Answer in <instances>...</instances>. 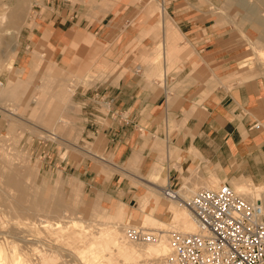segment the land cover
Returning <instances> with one entry per match:
<instances>
[{
  "label": "crops",
  "instance_id": "crops-1",
  "mask_svg": "<svg viewBox=\"0 0 264 264\" xmlns=\"http://www.w3.org/2000/svg\"><path fill=\"white\" fill-rule=\"evenodd\" d=\"M165 1L150 5L151 13L159 12L157 22L146 11L131 28L136 0H42L35 20L27 21L23 52L9 78L20 74L39 91L22 112L54 129H75L81 145L92 143L90 149L79 146L92 158L73 152L61 158L51 148L49 170L60 167L81 180L89 195L132 209L146 186L161 188L151 181L154 175L175 190L217 181L264 187V63L251 57L249 30L219 14L210 0ZM159 26L162 43L140 53L142 71L133 70L137 62L130 59L117 69L123 59L116 49L132 47L135 34H155ZM146 39L139 48L154 46ZM82 43L89 60L77 67L75 49ZM41 49L50 53L45 63ZM99 79L111 82L73 100L78 83ZM80 107L79 126L71 113ZM255 122L261 128H250ZM156 213L169 218L163 206Z\"/></svg>",
  "mask_w": 264,
  "mask_h": 264
},
{
  "label": "rangeland",
  "instance_id": "rangeland-1",
  "mask_svg": "<svg viewBox=\"0 0 264 264\" xmlns=\"http://www.w3.org/2000/svg\"><path fill=\"white\" fill-rule=\"evenodd\" d=\"M29 1L31 4H30V6L27 5L28 8L24 9L25 11H23L24 12L22 15L23 17L21 18V22H19V24H18V25H20V29H19L18 34H17V42L18 43L15 44L13 42V40L11 39V37L9 36V34H7L5 32H4V34L2 36V40L0 42V84H3L2 87L6 86L8 83L10 84L11 78H9V75L12 72H15L14 67L17 66L16 65L17 59L19 58V56L23 52V49H22L21 43H20V40L22 38V29L28 28V26L26 25L27 21H30L31 19L35 20L36 16L39 13L37 7H38V5H41L42 0H40V1L39 0H29ZM65 1H68V0H65ZM69 1H71L73 3V2H76L77 0H69ZM210 1H212V3L210 5L213 6V9L218 11L219 14H222V15H224V17H227L229 19H231V17H234L235 20L238 21V23L241 26L247 27V29L249 30V33L251 34V36H250L251 37V43L249 42V44H248L250 50H252L251 57H253L254 60L259 59V62L264 63V43H263L264 37H263V35L260 36L261 33L259 34V32H258L259 28H255V27L252 28L253 21L251 19L247 18V14H245V12H246L245 8L243 6H241L240 4H237V0H214V1L210 0ZM249 1L256 3L257 8H259V0H257V1L256 0H249ZM154 2H157V4L166 3L165 0H164V2L162 0H150V1L149 0H146V1L136 0V2H131V4H133L131 13L132 14L135 13V15L136 14L137 15H136V17H134V18L132 17L130 19L129 25L127 23H124V24L126 26L128 25L131 28L132 26H134L135 20H137V21L140 20L141 16H143V12H146V11H147V13L149 11L148 14L152 15L151 18L150 17L148 18L149 21H151L152 23L154 21L157 22L159 20V12L155 11V12L151 13V11L149 9L150 5ZM24 14H25V16H24ZM32 26H30V28H32ZM161 30H162L161 26H159L155 34L152 32H148L145 35H141L140 32L135 34L137 36L134 38L135 43L132 47H129L128 44L124 45L122 43L120 49L119 50L116 49V51L120 52V54L122 55V59H123L121 61L122 64H119L117 69H119V68L122 69V68H124V66H127L125 63H123V61L127 62L130 59V60H132V62H134V61L137 62V64L133 65V70L136 71L137 69H140L142 71L143 66H142V63L140 62V61H142V58L140 57V53L143 51L148 53V51L153 50L158 44L160 47V43H162V41H161ZM144 36L147 38L146 41L148 39H151V41L154 42L153 47L139 48V46L142 45L140 39L143 38ZM258 37H260V38H258ZM93 38L96 41H99V38L95 34H93ZM257 38H258V41L259 42L262 41V43H258V42L256 43ZM18 45H19V47H18ZM135 45L137 47H135ZM12 46L13 47L16 46L14 52H12V50H11ZM108 49H109V51L104 50L103 53L106 51L105 55H108L110 57L113 50L111 48H108ZM25 50L28 51V53H31V51H32L31 48H28ZM40 51H41V54L43 55V57H42L44 59L43 63H45L46 60L49 59L50 53H48V51L46 49H41ZM75 51H76L75 58H76V62H77L76 63L77 67L78 66L79 67L85 66L89 60V55H90V51L88 52V47H86L85 44L82 43L80 45V47H77L75 49ZM75 72H76L75 74H77V75L80 74V71H75ZM95 73H98V72L94 70V74ZM18 77L19 78L14 82L15 86L18 87L19 85L25 84L26 89H28V91L31 92L30 93L31 95H29V97L26 99V101L24 103H21L20 110L18 109L17 112L15 111V108L17 107L16 106L17 103L12 98L10 100L4 99L2 102H0V163L4 164L6 162V161H4L5 157H6L5 158L6 160L9 157H11L13 160L11 158L10 159L12 161L10 159L7 160V161L10 160L9 161L10 164L7 166V169L10 172H13V171H15V173L18 172V174H20L18 176L20 179V183L22 184V182H23L22 186L20 184V188H19L18 193L16 194V192H15L16 196L18 195L17 197H19V196L23 197V202H21V205L19 204L20 202L16 203V204H18V206L20 205L19 207H22L24 205L23 207H25V208H27L29 206L30 208H33L34 212L39 213L42 211L39 210L38 207L33 206L34 204H36L35 201L37 200V198H39L41 202L45 203L46 207L52 206V207H56L59 210H64L63 214L65 216L64 215L63 216L65 218L60 219V217H54L55 220H57V222L54 220V218L52 219L53 221H55L57 223V230H58L57 232L59 234L62 231H64L67 238L70 237L69 236L70 234H67L66 231L68 233L72 232V234H71L72 237H70V238H76V236L78 237L79 233L81 236H85V237H87L86 234L89 235L88 237L94 236V235H96L95 232L97 231V228L102 227L101 224L105 221H108L107 219L105 220L104 213L102 210H103V207L111 206L112 201L111 202L109 201L108 203H106L105 201L101 200V196L94 197L92 195H89L86 192V190L84 189L83 182L81 180H79L76 176H73V175L69 174L68 172L62 170L60 167H58L56 169H52V170L51 169L49 170V167H48V163H49L48 155H50L53 158V151L51 150V148H55L58 151L59 157H61V158H63V156L65 154H67V153L69 154L71 152L76 153L77 156H80V157L85 156V157L92 158V157L88 156L87 154H85L83 152V150L81 151V149L79 148V146H81L82 148L90 149V148H92V145H91L92 143L84 140L83 145H81V143H80V140L82 139L81 135H79L76 140L74 139L75 129L71 130V132H69L66 127L54 129V128H51L50 126H48L47 124L38 122L37 119H35L34 117H31L30 115H25L22 112L23 108L25 106H27L28 104L36 101L35 99L37 98L36 96L38 94L37 91H39V90L33 86V84L31 83V81L29 79H24L21 77V75H19ZM12 81H13V79H12ZM89 82L88 83L86 82V84H82V83L77 84V87L75 88L74 94L72 96L74 101L78 102L77 95H76V94H78V92L86 90V94L90 95V93L94 92V88L98 84H105V83H108L111 81L107 82V79H99V80H95L93 82H91V81H89ZM35 83H41V80L36 79ZM3 93L7 94L5 92H3ZM2 97L3 96H1V94H0V98H2ZM79 104H80V102H79ZM2 108L7 109V111L3 110ZM11 111H13L14 113H17V114H14ZM16 115H18V116H16ZM71 117H72V119H74L76 121L77 125L80 126L82 121H83V118H84L81 114V107H80V110L77 112L72 111ZM9 119H11V120H9ZM19 124L22 125V127H20V126L18 127ZM23 125H25V127H23ZM28 125L31 126V128ZM10 127H12V130H14V129L15 130L12 131L10 129ZM20 129H21V131L22 130L23 131L21 132ZM17 131L18 132L20 131L21 133L19 132L20 134L17 135L18 134ZM15 132H16V134H15ZM50 132L56 133V135L59 134V137L56 138L53 134H50ZM47 134L49 136L53 135V137H51V136L47 137L48 136ZM45 135H46V137H45ZM71 143H75L76 146H72ZM40 146H43V147L40 148ZM47 147L49 148L48 153H47V151H45V149H43V148H47ZM2 148L6 149V151H4V149L2 150ZM7 148L10 152L7 151ZM42 149H43V152L41 153ZM23 152H25V153L23 154ZM17 153L20 156H17ZM14 154L16 157L14 156ZM42 154L46 155V156L43 157ZM23 156H24V158H23ZM11 162H12V167H11ZM15 166H17V167H15ZM155 182H157L159 185H161V189H162V187H165V185H166V184L163 185L165 183L164 178H158V180L156 179ZM188 183H190V182H188ZM219 183L220 182L217 181V183L210 182L208 185H205L203 183H197L196 182L192 187L195 188V191H197L199 188L205 187V186H207V187H214L215 186L216 187ZM186 186H189V185H184V188ZM231 186H233V188H235V190H237L241 194L248 193L249 196H253V197H254V194L253 193L251 194L250 191L253 190V192H255L256 195H257V193L259 194V192L264 191L263 186L262 187H260V186L254 187L253 185H250L249 187H245L243 185L237 186V187L234 185H231ZM172 188L176 189L178 187H172ZM184 188L183 189L179 188L177 190L181 191V192L187 190V187L185 190H184ZM151 194H152V192H150V190L146 186V191H143L140 194L141 199L138 203L137 209H132V208L128 207V205H126L122 201H116V202H119L118 210H119V213L121 215L120 219L119 220L117 219L116 221L121 222V223L129 222V225L141 226L142 223L138 221L139 219L137 217H132L131 213L134 210L136 212L141 211L140 206H141V203L143 200L142 199L143 195L149 196ZM27 197H29V198L27 199ZM256 197L258 198V195L255 196V198ZM162 199L165 202L167 201V199L164 197H162ZM7 204H8V200L4 199L3 195H2V197H0V205L6 206ZM156 209L157 208H155L153 210V213H151L152 216L148 218V225H146L147 222L142 224V227H143V225H146L145 227H147V228H145V229H147V231L151 230V229H149L150 228L149 226H151V227L153 226L152 228L156 227V226L152 225V221L154 219L169 222V220H168L169 218L167 220L161 218L160 214L156 213ZM6 210H7V207H6ZM45 211H47V209L44 210L43 216H44ZM14 214L16 215V213H12V216H14ZM45 214H47V217H51V215H52V214H50L48 216V211ZM147 216H149V215H147ZM13 219L19 220L20 218H13ZM10 220H12V219H10ZM23 220H25V219H23ZM92 220L94 222H92L90 224V226H88V227L82 226V225H85V226L89 225V223H90L89 221H92ZM79 221L82 225L80 223H78ZM59 222H61V224ZM63 222L65 224H63ZM79 227L81 229H79ZM12 228H13V225L11 227V230H12ZM169 229L172 230V228H169ZM16 230H17V228H16ZM74 231H76V232H74ZM12 233H14V231ZM40 235H44V234L41 233ZM53 235L57 237L56 234H53ZM74 235H75V237H74ZM70 238H68V239L70 240ZM71 242L73 244L68 245L69 247L66 245L65 248L66 247L67 248L60 251L62 256L57 257V259L55 260L56 263L64 264L63 260L65 259L66 264H77V263L82 264L80 259L78 257H76L75 254L70 253L72 251L73 252L76 251V250H74L72 245L77 244L78 246L79 245L81 246L82 243L77 242V241H73V240H71L69 243H71ZM101 242L103 244H105L106 241L103 239V240H101ZM31 246L32 245H30V244H28V245L24 244L22 246L20 245V253L22 255L25 254L27 256L29 255L28 257H31V248H32ZM5 247H6V250H9V245L8 246L6 245ZM26 247H28V248H26ZM23 248H25V249H23ZM21 249H23V250L21 251ZM28 249H30V250H28ZM70 249H72V251L69 252L68 250H70ZM100 250L101 251H99V250L97 251L99 253L98 255L91 256V260L93 263H95V262L98 263L97 260H100V258L102 257L101 256L102 254L109 253V250H104L103 247H101ZM25 251H27L28 253L26 254ZM29 252H30V254H29ZM64 255H66V256H64ZM69 255L72 257V259L70 258ZM87 259H90L89 255H86V260ZM103 259H105V257H103ZM72 261L73 262L76 261L77 263L76 262L73 263ZM120 262L122 263V261H119V263Z\"/></svg>",
  "mask_w": 264,
  "mask_h": 264
},
{
  "label": "bare ground",
  "instance_id": "bare-ground-1",
  "mask_svg": "<svg viewBox=\"0 0 264 264\" xmlns=\"http://www.w3.org/2000/svg\"><path fill=\"white\" fill-rule=\"evenodd\" d=\"M30 4L31 3L29 0H0V42L2 40V36L5 32V33L9 34V36L11 37V39L13 40V42L15 44L18 43L17 42V34H18L19 29H20V25H18V24H19V22H21V18L23 17L22 15L24 13L23 11H25L24 9L28 8L27 5L30 6ZM237 4H240L241 6H243L245 8V10H246L245 14H247V18H249L253 21L252 28L253 27L259 28V30L258 29L257 30H258L259 34L261 33L260 36L263 35V37H264V0H259V8H257L256 3H253L249 0H237ZM24 16H25V14H24ZM230 20H232V19H230ZM258 38H260V37H258ZM258 38H257L256 43L257 42L262 43V41H260V42L258 41ZM16 46H14V47L12 46V49H11L12 52L15 51ZM20 71H22V70L20 69ZM18 73H20V72H18ZM14 82L15 81L11 80L10 84L8 83L4 87H2L3 84H0V94H1V96H3L2 98H0V102H2L4 99L10 100L12 98L17 103V105H16L17 107L15 106L16 107L15 111L17 112L18 109L20 110L21 103H24L26 101V99L29 97V95H31L30 94L31 92L28 91V89H26L25 84L19 85L18 87H16ZM36 88H38V87H36ZM3 92H5L7 94H4ZM2 109L7 111V109H5V108H2ZM11 112H13V111H11ZM14 114H17V113H14ZM16 116H18V115H16ZM9 120H11V119H9ZM19 126L22 127V125H20V124L18 125V127ZM57 126H59V125H57ZM23 127H25V125H23ZM29 127L31 128V126H29ZM10 129L12 130V127H10ZM14 130H12V131H14ZM20 131H21V129H20ZM19 132L17 135H19L21 133V132L20 133ZM75 132H76V130H75ZM15 134H16V132H15ZM50 134H53L56 137V133L50 132ZM53 135L52 136L50 135V136L53 137ZM50 136L48 135L47 137H50ZM45 137H46V135H45ZM3 149L4 148H2V150ZM4 151H6V149H4ZM7 151H9L8 148H7ZM24 153L25 152H23V154ZM14 156H15V154H14ZM17 156H20V155H18V153H17ZM5 158H4V161H6V162L4 164L0 163V197H2V195H3V198L8 200V204L6 206L0 205V264H58L55 262V260L57 259L58 256H62L60 251L66 249L67 248V247L65 248L66 245L68 246V245L73 244L72 242L69 243L71 240L82 243V244L80 243L81 246L80 245L78 246L77 244H76L77 246L72 245V247L76 251L73 252L72 249L68 250L69 252L72 251L70 253L75 254L76 257H78L80 259L82 264H120L121 262L119 263V261H122L121 264H159L161 258L170 249V239H169L170 231L176 230V231H181V232H186V233L198 231V226H197V223L194 219V216L192 215L191 211L189 210V208L187 207V205L185 203L195 193V188L191 187L193 185L186 186L187 190H185L186 187L185 188H184V186L181 187L182 189L184 188V190H185L183 192L175 190V189H174V191L169 190V193L171 195L175 194L174 198H172L168 195H165L162 192L161 188L158 189L152 185H149L147 187L150 190V192H152V194L149 196L143 195V198H142L143 200H142V203L140 206L141 211L136 212L134 210V211H132L131 215H132V217H137L139 219L138 221L141 222L142 224L147 222L146 225H148V218L152 216L151 213H153V210L155 208L160 209L163 206L164 210H167L169 212V219H168L169 222L154 219L152 221V225H154L156 227L152 228L153 226L152 227L149 226L150 227L149 229H151L152 231H155V233L157 232V234L155 235L156 238H154L152 240L147 239V240L136 241L134 239H131L130 237H127L126 229L129 226L133 227L134 225H129V222L121 223V222L116 221L117 219L118 220L120 219L121 215H120L119 210H118L119 203L114 201V202H112L111 206L103 207L102 211L104 213L105 220L107 219L108 221L103 222L101 224L102 227L97 228V231L95 232L96 235L88 237L89 235L86 234L87 237H85V236H81L79 233L78 237L76 236V238H70V237H72L71 236L72 232L68 233L66 231L67 234H70L69 235L70 237H68V238H70V240H69L67 238V236L65 235L64 231H62L60 234L57 232L58 231L57 230V223H56L57 220H55V218H54V217H60V219L65 218L64 217L65 215L63 214L64 210H59L56 207H52V206L46 207L45 203L41 202L39 198H37V200L35 201L36 204H34V205L32 204V205L35 207H38L39 210H41L42 212L36 213L33 211V208H30L29 206L27 208L23 207L24 205L22 207H19L21 205V202H23V197H21V196L17 197L18 195L16 196V194L19 191L20 184H21L20 179L18 177L20 174H18V172L15 173V171H13V172L8 171L7 166L10 164L9 161L12 158L9 157L8 159L11 158L9 161H7L8 159L6 160ZM23 158H24V156H23ZM11 167H12V162H11ZM15 167H17V166H15ZM156 179H157V176L154 175L151 178V181L155 182ZM22 184H23V182H22ZM22 184H21V186H22ZM245 187H248V186H245ZM234 190H235V188H234ZM235 191H237V190H235ZM15 192H16V194H15ZM250 192H251V194L252 193L254 194V197L249 196L248 193H245L242 195L248 200H254L257 198V197L255 198V196L258 195V198L261 201L262 209L264 211V191L259 192V194L256 192L257 195L255 194V192H253V190ZM162 197L166 198L167 201L165 202L162 199ZM28 198L29 197H27V199ZM16 203H19L20 205L18 206V204H16ZM6 207H7V210H6ZM46 209L48 211V216L50 214H52L51 217H47V214H45L47 211H45L44 216H43V212ZM12 213H16V215L14 214V216H12ZM147 215H149V216H147ZM13 218H20V219L14 220ZM53 218L56 222L52 220ZM10 219H12V220H10ZM23 219H25V220H23ZM89 222H90L89 225H86V226L82 225L80 223V221L78 223H80L83 227H88L94 221L92 220ZM59 223L61 224V222H59ZM63 224H65V223L63 222ZM142 224H141V226H142ZM12 225H13V228L11 230ZM146 225H143V227L141 228L142 231H143V228H147V227H145ZM135 227H139V226H135ZM16 228H17V230H16ZM169 228H172V230ZM79 229H81V228L79 227ZM13 231H14V233H12ZM76 231H74V232H76ZM41 233H43L44 235H40ZM53 234H56L57 237L54 236ZM149 234H151V233H149ZM74 237H75V235H74ZM103 239L106 241L105 244H103L101 242V240H103ZM24 244L32 245L31 246L32 247L31 248V257H28L29 255L28 256L25 254L22 255L20 253V245L22 246ZM6 245L7 246L9 245V250H6V247H5ZM101 247H103L104 250H109V253L102 254L101 255L102 257L100 258V260H97L98 263H96V262L93 263L91 260V256L98 255L99 253L97 251L98 250L101 251L100 250ZM26 248H28V247H26ZM23 249H25V248H23ZM23 249H21V251ZM28 250H30V249H28ZM25 252H26V254L28 253L27 251H25ZM29 254H30V252H29ZM66 255H64V256H66ZM86 255H89L90 259L86 260ZM103 257H105V259H103ZM70 258L72 259L71 256H70ZM63 261H64V264H66L65 259ZM75 262H73V263H75Z\"/></svg>",
  "mask_w": 264,
  "mask_h": 264
},
{
  "label": "built area",
  "instance_id": "built-area-1",
  "mask_svg": "<svg viewBox=\"0 0 264 264\" xmlns=\"http://www.w3.org/2000/svg\"><path fill=\"white\" fill-rule=\"evenodd\" d=\"M261 125L255 122L250 128ZM169 190L174 191L171 185L162 187L165 195L174 198ZM185 203L198 231H170V249L159 264H264V211L259 198L248 200L221 182L199 188ZM141 228L129 226L127 237L156 238L157 232Z\"/></svg>",
  "mask_w": 264,
  "mask_h": 264
}]
</instances>
